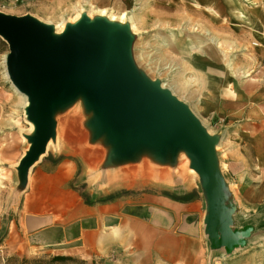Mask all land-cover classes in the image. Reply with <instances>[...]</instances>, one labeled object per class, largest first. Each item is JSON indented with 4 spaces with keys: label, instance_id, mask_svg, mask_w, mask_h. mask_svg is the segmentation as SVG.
Listing matches in <instances>:
<instances>
[{
    "label": "rangeland",
    "instance_id": "rangeland-1",
    "mask_svg": "<svg viewBox=\"0 0 264 264\" xmlns=\"http://www.w3.org/2000/svg\"><path fill=\"white\" fill-rule=\"evenodd\" d=\"M196 1L198 3L195 0H19L15 3L0 0V10L16 15L32 14L53 26L72 23L81 10L91 11L95 18L101 9H107L108 17L113 12L114 15L132 13L137 26L132 30L135 64L154 81L170 85L179 82L181 86L177 91L174 89L175 95L191 107L212 131L217 143L220 142L216 148L217 160L225 177L228 202L233 204L236 186L231 184L226 161L230 150L235 145L245 144L251 131L234 124L230 117L208 116L203 107L212 96L227 103L241 98V91L252 87L259 77L263 78L264 56L253 31L246 27L245 11H234L229 0H222L227 12L220 10L218 0ZM201 41L205 43L202 47L198 46ZM8 52L9 44L0 36V264H24V259H28L27 264H46L53 255H62L61 251L51 246H37L28 238L23 242L16 235L13 221L27 186L20 179L18 165L29 145L27 135L32 132L24 98L7 73ZM92 116L82 97L56 113L58 137L66 136L70 148L80 154L79 159L69 156L78 161L82 176L75 184L89 202L122 198L134 204L140 213L141 207L149 204L150 195L179 201L198 197L205 202L207 215L202 182L190 171L186 154L178 152L159 157L154 150L145 148L130 159L117 160L112 156V145L107 138L95 137L90 125ZM142 217L144 220L137 225V230L146 234L150 216ZM201 222L205 225V220ZM8 224H11L10 234L14 237L8 236ZM231 228L235 239H242L244 246L254 226H239L233 215ZM166 232L163 237L159 233V240L163 249H172L173 257L155 251L148 263H137L130 258L129 251L135 248L131 240H127L126 249L120 254L105 252L93 260H84L89 264H231L233 256L235 260V255L231 256L233 250L242 246L231 251L225 247L213 249L206 232L204 239L196 240L198 242L175 237L174 229L168 228ZM183 249L190 253L189 257H181ZM69 264L83 263L78 260Z\"/></svg>",
    "mask_w": 264,
    "mask_h": 264
},
{
    "label": "water",
    "instance_id": "water-1",
    "mask_svg": "<svg viewBox=\"0 0 264 264\" xmlns=\"http://www.w3.org/2000/svg\"><path fill=\"white\" fill-rule=\"evenodd\" d=\"M0 36L9 44V78L27 96L26 114L35 125L27 135L31 146L18 166L23 184L56 138V113L82 97L93 112L95 137L105 135L113 158L130 159L145 148L159 157L184 149L203 178L211 247L231 251L242 244L232 234L234 205L218 172L217 138L187 103L137 67L129 25L84 14L57 34L52 24L32 14L0 10Z\"/></svg>",
    "mask_w": 264,
    "mask_h": 264
},
{
    "label": "crops",
    "instance_id": "crops-1",
    "mask_svg": "<svg viewBox=\"0 0 264 264\" xmlns=\"http://www.w3.org/2000/svg\"><path fill=\"white\" fill-rule=\"evenodd\" d=\"M218 1L220 10L227 12V6ZM230 5L234 11H245L246 27L253 31L264 56V0H230ZM259 78L252 87L241 91V98L227 103L212 96L203 107L208 116L230 117L231 122L251 131L245 144L230 150L226 161L231 184L236 186L232 195L234 221L239 226H254L245 245L239 244L242 246L233 250L231 256L235 255V260L233 256L231 264H264V76ZM258 127L262 128L255 131ZM58 138L30 170L15 209L16 235L23 242L28 238L37 246L54 247L62 255L93 260L105 252L122 253L126 241L131 240L135 248L129 251L131 260L148 263L155 251L173 257L172 249H163L159 240V233L163 237L168 228L187 242L204 239L205 225L201 220H205L206 205L198 197L179 201L150 195L149 204L141 207L140 213L122 198L89 202L75 184L82 176L78 161L69 156L79 159L80 154L70 148L66 136ZM146 215L150 216L148 229L141 234L137 225ZM8 225V236L14 237L10 234L11 224ZM189 254L185 249L180 253L183 258Z\"/></svg>",
    "mask_w": 264,
    "mask_h": 264
},
{
    "label": "bare ground",
    "instance_id": "bare-ground-1",
    "mask_svg": "<svg viewBox=\"0 0 264 264\" xmlns=\"http://www.w3.org/2000/svg\"><path fill=\"white\" fill-rule=\"evenodd\" d=\"M244 1H248V0H244ZM195 2L196 3H198L196 0H195ZM229 4H230V0H229ZM91 7V6H90ZM84 8V7H83ZM93 8V7H92ZM92 8H91V10H92ZM213 10V12H216L215 10H214V8L212 9ZM107 12V9H101V10H99V13H98V15H97V17H104V18H106L107 20H109V21H111V22H116V23H119V24H126V25H129V27H130V29H131V31L132 30H135V29H137V26H136V24H135V21H134V17H133V14L132 13H130V12H120V13H118V15H114V12L110 15V17H108V16H106V13ZM84 14H87L89 17H90V19L91 20H94L95 19V17L92 15V12L91 11H89V12H87L86 10H84V11H80L79 12V14L75 17V22H77V21H79L81 18H82V16L84 15ZM74 21H72V23H75ZM66 26H67V23H65V22H61V23H59V25H56V26H54V30H55V32L57 33V34H60V33H62L65 29H66ZM211 40H214V38L213 37H211ZM191 42V41H190ZM205 45V43L204 42H199L198 43V46H204ZM7 73H8V71H7ZM9 75V74H8ZM166 79V78H165ZM161 83V86L162 87H164V88H167V89H170L174 94H175V90L177 91L178 90V88L181 86L180 84H169L168 82H165V81H161L160 82ZM180 85V86H179ZM15 86V85H14ZM16 88V87H15ZM175 89V90H174ZM16 90L18 91V93H20L22 96H23V98H24V107H27L28 106V104H29V101H28V98H27V96L25 95V94H23L22 92H20L17 88H16ZM179 97V96H178ZM180 98V97H179ZM92 114H93V112H92ZM196 114V113H195ZM198 116V115H197ZM29 120V119H28ZM202 121V120H201ZM29 123H30V131L32 132V133H34V130H35V125H34V123L33 122H31L30 120H29ZM205 125V124H204ZM60 127H61V125H60ZM206 127V126H205ZM207 129H208V131H209V133H211L212 131L211 130H209V128L208 127H206ZM58 130H59V128H58V124H57V135H56V142H57V138H58ZM105 136V135H104ZM54 142V139L53 138H51V140L49 141V143H48V146H47V150H46V152L48 151V149L50 148V145L52 144ZM54 144V143H53ZM57 145V147H58V144H56ZM218 145H220V142L219 143H217L216 144V148H217V146ZM30 146H31V143L29 142V145H28V148H30ZM27 148V151L29 150ZM58 149V148H57ZM27 151L25 152V154L27 153ZM46 152L45 153H43L41 156H40V158H39V160L42 158V156L43 155H45L46 154ZM179 152H183L184 154H186V158H187V161L188 162H190V171L194 174V176L195 177H197V178H200V180H201V182H203V178L201 177V175H200V173L194 168V167H192L191 166V159H190V157H189V155H188V153L184 150V149H181V150H179ZM24 154V155H25ZM184 159V158H183ZM38 160V161H39ZM38 161H36L35 162V164L38 162ZM34 164V165H35ZM33 165V166H34ZM19 166V165H18ZM32 166V167H33ZM32 167L30 168V170L32 169ZM223 168V167H222ZM30 172V171H29ZM218 172H219V174L222 176V178L224 179L225 177H224V175H223V172H222V169H221V164H220V166H219V169H218Z\"/></svg>",
    "mask_w": 264,
    "mask_h": 264
},
{
    "label": "trees",
    "instance_id": "trees-1",
    "mask_svg": "<svg viewBox=\"0 0 264 264\" xmlns=\"http://www.w3.org/2000/svg\"><path fill=\"white\" fill-rule=\"evenodd\" d=\"M82 260L83 264H89L84 259H79L77 257L71 255H53L49 260L45 261L46 264H69L71 261H78ZM29 261L28 259H24V264H27Z\"/></svg>",
    "mask_w": 264,
    "mask_h": 264
},
{
    "label": "built area",
    "instance_id": "built-area-1",
    "mask_svg": "<svg viewBox=\"0 0 264 264\" xmlns=\"http://www.w3.org/2000/svg\"><path fill=\"white\" fill-rule=\"evenodd\" d=\"M5 1H9V2H15V3H17L19 0H5Z\"/></svg>",
    "mask_w": 264,
    "mask_h": 264
}]
</instances>
